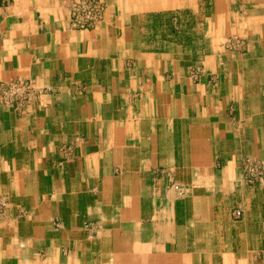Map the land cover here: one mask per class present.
<instances>
[{
    "label": "crops",
    "instance_id": "crops-1",
    "mask_svg": "<svg viewBox=\"0 0 264 264\" xmlns=\"http://www.w3.org/2000/svg\"><path fill=\"white\" fill-rule=\"evenodd\" d=\"M102 1L0 0V264H264V0Z\"/></svg>",
    "mask_w": 264,
    "mask_h": 264
},
{
    "label": "built area",
    "instance_id": "built-area-1",
    "mask_svg": "<svg viewBox=\"0 0 264 264\" xmlns=\"http://www.w3.org/2000/svg\"><path fill=\"white\" fill-rule=\"evenodd\" d=\"M68 26L71 30H91L100 24L105 16L106 6L102 0H67ZM241 38L230 36L223 42V48L229 51L242 49ZM200 69L195 68L190 72L191 77H196ZM38 92L30 80L15 78L0 82V106L11 112H23L36 99ZM242 181L247 186L257 183L264 184V166L257 161L245 159L241 165ZM172 189L181 196L183 190L175 184ZM3 206V205H1ZM232 215H240L235 210Z\"/></svg>",
    "mask_w": 264,
    "mask_h": 264
}]
</instances>
